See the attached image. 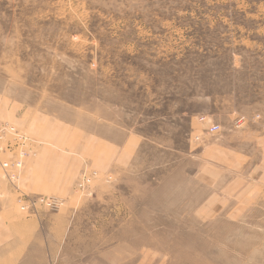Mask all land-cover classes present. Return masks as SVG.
I'll list each match as a JSON object with an SVG mask.
<instances>
[{
    "label": "rangeland",
    "instance_id": "1",
    "mask_svg": "<svg viewBox=\"0 0 264 264\" xmlns=\"http://www.w3.org/2000/svg\"><path fill=\"white\" fill-rule=\"evenodd\" d=\"M247 129L264 0H0V264H264V215L201 187Z\"/></svg>",
    "mask_w": 264,
    "mask_h": 264
},
{
    "label": "crops",
    "instance_id": "2",
    "mask_svg": "<svg viewBox=\"0 0 264 264\" xmlns=\"http://www.w3.org/2000/svg\"><path fill=\"white\" fill-rule=\"evenodd\" d=\"M242 135L247 141L242 144V148L248 151V156L241 154L240 160L231 157L230 153L233 152L230 151L231 144L227 137L208 148L214 151L212 154L216 159L201 163V167L207 169L210 176L206 178L205 174L202 175L201 187L203 191L211 193L222 192L216 195L220 199L229 197L224 193H240L243 214L264 215V130L255 132L247 129ZM254 135L257 136V143H251ZM235 165L241 168L240 175L233 170Z\"/></svg>",
    "mask_w": 264,
    "mask_h": 264
},
{
    "label": "built area",
    "instance_id": "3",
    "mask_svg": "<svg viewBox=\"0 0 264 264\" xmlns=\"http://www.w3.org/2000/svg\"><path fill=\"white\" fill-rule=\"evenodd\" d=\"M200 121L201 122H204L205 121V118H200ZM8 127V126H7ZM9 128V127H8ZM218 129V127L217 126H213V127H210L209 128V132L210 133H212V132H214V131H216ZM15 138L17 139V140H23L24 138H22L21 136H15ZM16 168H18V169H20L22 166H21V161H18L17 163H16ZM2 168H8V165L7 164H3L2 165ZM36 203H38V204H42V205H44V206H46V207H49L50 209H55V208H57L58 206H61V203L59 202V200H57V199H47V198H40V199H38L37 201H36ZM33 206H34V202H33Z\"/></svg>",
    "mask_w": 264,
    "mask_h": 264
}]
</instances>
